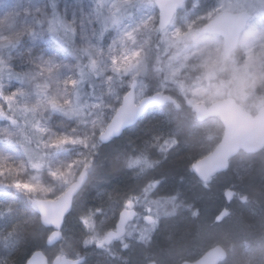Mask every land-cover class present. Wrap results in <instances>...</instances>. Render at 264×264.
<instances>
[{
	"label": "rangeland",
	"instance_id": "374dc122",
	"mask_svg": "<svg viewBox=\"0 0 264 264\" xmlns=\"http://www.w3.org/2000/svg\"><path fill=\"white\" fill-rule=\"evenodd\" d=\"M52 4L54 12L49 14L45 0H0V111L4 113L0 117V189L9 186L32 198L52 199L74 182L79 171H89V181L65 220L63 241L54 247L43 244L44 253L51 259L57 253L75 255L77 245L69 242L71 220L83 211L81 198L105 183L108 166L115 165L120 181L128 184L124 203L133 199L137 213L125 239L129 249L122 253L130 264H175L220 243L231 257V246L242 238L263 255L264 200L251 195L247 203L256 206L261 218L256 225H245L241 212L247 204H242L239 190L246 178L239 165L247 161L249 172L255 166L253 171L264 173V150L238 157L226 172L201 183L190 164L173 176L161 171L165 159L191 145L183 137L160 134L153 157L135 149L142 125L114 144L102 146L98 137L134 80L137 100L158 91L205 104L232 96L255 114L264 105V0H186L161 32L153 0H52ZM242 10L249 11L251 18L226 58L222 39L199 30L223 11ZM49 28L60 35L75 28L83 35L82 40L78 36L77 45L88 47L89 52L77 50L73 58L53 42ZM49 59L58 65L50 72L43 66ZM93 59L95 68L90 63ZM67 79L77 83L66 84ZM13 92L11 103L6 102L3 96ZM51 99L71 103L63 105L64 111H56L48 104ZM180 116L189 128L196 124L193 114L181 111ZM64 135L69 142L51 143ZM228 188L237 195L225 203L223 193ZM223 207L230 209L229 216L216 223L214 216ZM145 214L156 222L145 224ZM181 214L193 221V230L182 235L184 239L193 236V245L174 254L156 249L160 226ZM105 230H93L89 243ZM228 260L223 264H234Z\"/></svg>",
	"mask_w": 264,
	"mask_h": 264
},
{
	"label": "trees",
	"instance_id": "16d2710c",
	"mask_svg": "<svg viewBox=\"0 0 264 264\" xmlns=\"http://www.w3.org/2000/svg\"><path fill=\"white\" fill-rule=\"evenodd\" d=\"M45 4L49 14L53 13L52 0H45ZM53 42L56 45L58 44L54 37ZM175 98L180 104L179 109L173 104L149 109L148 113L137 123V125L142 126L138 131L140 132L138 140L134 143L138 154H148L149 157H153L156 155L153 152L157 144L155 139L162 133L163 138H171L177 135L176 138L183 137L186 141L191 142L189 147H183L181 150L176 151L170 159L163 161L161 171L165 175L171 176L179 174L180 168L182 169L185 165L188 166L194 159L205 154L204 151L208 149L207 147L218 141V133L222 131L220 122L216 117L208 118L203 122L196 121L192 129L183 124L181 121L185 120L180 116L181 111H187L190 114L191 111L186 106L184 97L180 95ZM137 125L127 129L124 133L134 130ZM119 140L120 138H117L110 144H114ZM240 156L248 158L247 154L241 152L231 160L232 165L233 161L236 162ZM111 160H114V158H111ZM254 167H251L249 172V162L242 161L239 165L240 174L246 178L240 186L242 189L239 190L245 197L242 204H247L241 214L243 223L248 226L253 223L254 225L258 224L261 216L256 206L250 205L247 201L251 198V195L260 198L261 202L264 200V173H261L260 169L253 171ZM117 169L118 166H108L107 181L100 184L96 190H91L89 194L80 200V204L85 211L79 215L80 220L74 221V218H72L73 228L70 229V235L73 236L69 237L70 244L72 242L77 245L78 253H81L83 246H87L85 245L88 235L86 233L87 229L98 226L107 228L113 223L117 213L113 209L122 203L124 191L128 190L127 182L125 180L120 181L119 175L116 174ZM31 198V195L18 192L9 186L0 189V264H24L30 253L44 244V234L47 229L42 228L39 224L38 215L30 208ZM207 204L209 205V203ZM102 215L103 217H101ZM187 216L181 214L173 220L165 221L160 226L157 237L161 246H159L160 244L156 245V249H163L164 252L168 250L170 254H174L176 251L183 250L184 246L193 245V236L189 237L190 239H184L185 236H182L186 230H193V221ZM82 218L87 221V225L82 223ZM179 237L180 239H178ZM230 250H232L231 257L227 260L231 263L234 261V264H264V254L259 255L254 243L248 239L242 238L236 246H231ZM165 257L167 256H164V259ZM88 261L90 262V257Z\"/></svg>",
	"mask_w": 264,
	"mask_h": 264
},
{
	"label": "water",
	"instance_id": "95a60500",
	"mask_svg": "<svg viewBox=\"0 0 264 264\" xmlns=\"http://www.w3.org/2000/svg\"><path fill=\"white\" fill-rule=\"evenodd\" d=\"M158 10L159 31L164 30L171 22V19L184 4L186 0H153ZM249 13L223 11L211 18L203 25L199 31L202 33H216L223 37V52L229 57L238 44V38L243 31ZM137 81H133L129 90L122 97L121 104L116 108L115 114L108 121V124L99 133L101 144L108 143L123 134L126 128L134 126L148 112L149 108L175 103L176 99L170 94L153 93L142 97L138 103L135 99V86ZM2 94H0V99ZM186 105L193 111L195 119L203 121L209 117H218L222 124L223 133L220 141L215 145L211 152L202 158L194 161L191 170L201 181L205 182L209 177L215 176L217 172L225 171L229 165L228 160L238 154L241 150L245 153H256L264 147V105L258 108L256 114L252 115L245 111L233 97L213 100L209 104L187 101ZM177 107H179L177 105ZM101 136L105 139H101ZM72 182L57 198L31 200L32 209L39 215L40 224L45 227H53V231L47 235L46 244L53 245L62 238L60 228L64 216L71 210L74 196L81 191L88 180V171H80ZM226 201L232 199L234 191L228 189L224 192ZM130 205L122 208L119 212L117 223L114 229H109L102 243L99 245H109L113 239L120 238L125 234V227L134 215ZM70 205V210H69ZM131 213V215L129 214ZM229 215L227 208L221 209L215 215V222L222 221ZM143 220L147 224L155 221L150 215H145ZM227 257V250L220 244L209 247L197 260L193 262H182L181 264H220ZM83 257L69 258L56 256L52 264H81ZM25 264H48V258L42 250H34L29 255Z\"/></svg>",
	"mask_w": 264,
	"mask_h": 264
},
{
	"label": "snow or ice",
	"instance_id": "6c2138e0",
	"mask_svg": "<svg viewBox=\"0 0 264 264\" xmlns=\"http://www.w3.org/2000/svg\"><path fill=\"white\" fill-rule=\"evenodd\" d=\"M114 23H115V21H114ZM47 30L57 40L59 46L61 48H63L65 51H67L69 53V55L73 56V58H77L76 57L77 50H79L82 53H88L89 52V48L88 47H81V46L77 45L78 36H79V39L82 40L83 39V35L77 34L75 28H71L70 32L67 35L58 34L54 28H49ZM101 35H103V33ZM90 63H91V66L93 68H95L96 61L93 59V60L90 61ZM43 66L46 67L47 71L50 72L52 67H57L58 65L52 63L51 59H49L48 61H44L43 62ZM40 74L41 75L44 74L43 68H42V71H41ZM80 75L82 77L83 73L81 72ZM65 83L74 86L77 83V81L75 79H67L65 81ZM44 87H47V85H45ZM14 95H16L15 92L7 94V95H4L3 99L6 102L11 103ZM70 103H71V101L67 100V99L63 100L62 102L57 101L55 99H51V100L48 101V104H50L52 109L56 110V111H64L63 105H70ZM3 115H4V113L2 111H0V117H2ZM38 130L40 132H45L46 131V129H44V128H39ZM101 139H105V137L101 136ZM67 142H69V137L67 135H64V136L58 137L57 139L52 140L51 143L53 145H59V144H62V143H67ZM71 142L75 143V140H72ZM52 175H55V173H53ZM130 203H131L130 201L126 200L125 201V206L127 207L128 205H130ZM69 210H70V205H69ZM129 214L131 215V213H129ZM82 223H85L87 225V221L84 218H82ZM98 243H102V241H98Z\"/></svg>",
	"mask_w": 264,
	"mask_h": 264
},
{
	"label": "flooded vegetation",
	"instance_id": "af4514ba",
	"mask_svg": "<svg viewBox=\"0 0 264 264\" xmlns=\"http://www.w3.org/2000/svg\"><path fill=\"white\" fill-rule=\"evenodd\" d=\"M122 204H119L117 206L114 207V211H116V216L114 217L113 219V223L109 226V228L107 230H105L101 235L100 237L93 241L91 243V246H86L82 248L81 250V253H78L79 255L83 256L84 257V261L81 263V264H91V262H93L94 264H103V262H110V261H113V262H117L119 264H130L125 258H124V255L122 253H124L125 251H127L129 249V244L125 242V239L127 238L128 236V229H129V226H127L126 228V235L121 237L120 239H113L111 242H109V245H99L98 244V241H101L104 237V235L106 234V231H108L110 228H114L115 227V224H116V221H117V218H118V214H119V211L120 209L122 208ZM73 213L72 212H69L68 215L65 216L64 218V222H63V227H64V223H65V220ZM136 216H137V213L135 214V219H136ZM103 217V215L101 216ZM80 220V216L78 215H75L74 217V221H78ZM71 224L72 223V220H71ZM62 227V229H63ZM73 228V227H72ZM118 247H120V251H122L121 253L118 252ZM90 253V254H88ZM59 253L55 254L58 255ZM55 256H53L52 260L55 259ZM90 257V262L88 261V258ZM198 258V257H196ZM196 258H184V259H181L179 262L175 263V264H181L182 262H187V261H192V260H195ZM88 261V263H87Z\"/></svg>",
	"mask_w": 264,
	"mask_h": 264
},
{
	"label": "bare ground",
	"instance_id": "6f19581e",
	"mask_svg": "<svg viewBox=\"0 0 264 264\" xmlns=\"http://www.w3.org/2000/svg\"><path fill=\"white\" fill-rule=\"evenodd\" d=\"M203 143H204V142H203ZM213 204H215V203H213ZM216 206H217V204H216ZM217 208H218V206H217ZM221 209H222V208H221ZM221 209H220V210H221ZM204 240H206V239H204ZM231 242H233V241H231ZM231 242H229V243H231ZM239 242H240V241H239ZM229 243L227 242L226 244L229 245ZM237 244H238V242H237L235 245L233 244V246H236ZM257 253L260 255L258 249H257Z\"/></svg>",
	"mask_w": 264,
	"mask_h": 264
}]
</instances>
